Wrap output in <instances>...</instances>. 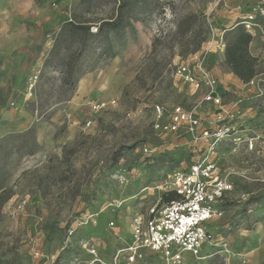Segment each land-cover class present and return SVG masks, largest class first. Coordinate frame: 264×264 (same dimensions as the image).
<instances>
[{"label":"rangeland","instance_id":"1","mask_svg":"<svg viewBox=\"0 0 264 264\" xmlns=\"http://www.w3.org/2000/svg\"><path fill=\"white\" fill-rule=\"evenodd\" d=\"M121 1L0 0V264L112 263L132 218L204 161L233 190L211 224L216 253L182 264H264V21L257 75L243 82L226 60L255 1L124 0L133 27L96 37ZM200 53L220 103L176 74ZM177 106L196 134L155 127ZM141 264L165 263L146 252Z\"/></svg>","mask_w":264,"mask_h":264},{"label":"built area","instance_id":"2","mask_svg":"<svg viewBox=\"0 0 264 264\" xmlns=\"http://www.w3.org/2000/svg\"><path fill=\"white\" fill-rule=\"evenodd\" d=\"M254 1L239 23L252 36L263 29L264 21V0ZM176 74L196 91L206 90L203 101L220 103L216 95L218 82L207 69L205 53L196 54L188 63H183ZM160 113L161 117L162 109ZM168 113L169 123L158 121L157 129L173 133L184 125L190 133L196 134L201 123L193 111L177 106ZM203 134L208 135L206 131ZM232 190L233 185L227 178L220 177L211 161L196 163L187 172H176L167 190L176 198L160 209L153 208L147 216L135 215L131 220L132 242L119 250L110 264H141L146 252L157 255L165 264H182L185 254L198 260L212 257V250L216 253L219 244L211 224L222 217L223 212L217 205ZM90 219L93 216H87L86 222ZM83 247L88 248V244ZM90 253L95 255L96 251Z\"/></svg>","mask_w":264,"mask_h":264},{"label":"trees","instance_id":"3","mask_svg":"<svg viewBox=\"0 0 264 264\" xmlns=\"http://www.w3.org/2000/svg\"><path fill=\"white\" fill-rule=\"evenodd\" d=\"M117 12V16L111 21L102 22L98 28L96 37L101 39L108 38L110 34L121 37L127 28H132L131 19L127 10V4L123 0ZM73 25V24H72ZM74 26V25H73ZM76 30L86 29L84 25L75 26ZM237 38L233 43H230L226 49V60L230 65L232 72L239 77L243 82H249L257 75V59L250 54L249 47L253 41V36L247 33L243 26L236 29ZM166 197L169 198L168 202L175 199L174 193H168ZM262 194L253 196L251 199L259 200ZM220 202L217 207L220 206Z\"/></svg>","mask_w":264,"mask_h":264}]
</instances>
